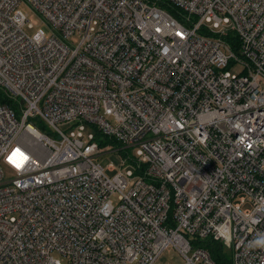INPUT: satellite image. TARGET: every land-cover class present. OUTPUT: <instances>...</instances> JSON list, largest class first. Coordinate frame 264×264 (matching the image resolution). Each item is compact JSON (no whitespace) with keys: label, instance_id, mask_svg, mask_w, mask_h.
<instances>
[{"label":"built area","instance_id":"obj_1","mask_svg":"<svg viewBox=\"0 0 264 264\" xmlns=\"http://www.w3.org/2000/svg\"><path fill=\"white\" fill-rule=\"evenodd\" d=\"M0 89V264H264V0H0Z\"/></svg>","mask_w":264,"mask_h":264},{"label":"rangeland","instance_id":"obj_2","mask_svg":"<svg viewBox=\"0 0 264 264\" xmlns=\"http://www.w3.org/2000/svg\"><path fill=\"white\" fill-rule=\"evenodd\" d=\"M19 8L27 15L28 21L32 24L33 29L29 31L32 33L37 29H42L47 36H50L52 33V27L46 20L40 16L34 9L30 8L26 4L25 1H21L19 4ZM77 40L76 36H73L71 40ZM241 68L238 66H233L231 68L232 73L238 74ZM14 103V102H13ZM15 104V109H19L18 103ZM16 118L20 119V114L17 112ZM34 126L41 127V124L38 123L36 119H28ZM86 131L85 132H92L94 133V127L90 124L84 123L83 124ZM76 123H61L59 127L65 133H68L71 130H74L76 127ZM104 152L100 157H98V161L102 164V166H106L108 163H113L115 165H119L120 160L124 157H131L135 158V153L133 148H120L118 143L108 142L104 147ZM7 172V170H5ZM108 175H112L113 172H107ZM8 175V173H7ZM114 199V198H113ZM223 254L227 258H231V251L228 249L223 248ZM60 264H68V259L66 257L59 256ZM184 258L172 247L169 246L165 248V250L161 253L160 257L157 259L155 264H184Z\"/></svg>","mask_w":264,"mask_h":264},{"label":"trees","instance_id":"obj_3","mask_svg":"<svg viewBox=\"0 0 264 264\" xmlns=\"http://www.w3.org/2000/svg\"><path fill=\"white\" fill-rule=\"evenodd\" d=\"M168 11L171 12L173 15H175L173 10L168 9ZM226 39H229V40L234 39V41L232 42L236 44V41H237L236 37H234L232 34L226 37ZM0 104H5L15 109V104L1 89H0ZM43 127L44 126H41L40 129H43ZM95 139L98 141V144L100 146H105L108 142L115 143L113 139H110L108 137H103L99 132H95ZM204 247L208 250L211 258L215 261L216 264H231L230 258H227L223 254V248L218 242L207 239L205 241Z\"/></svg>","mask_w":264,"mask_h":264},{"label":"clouds","instance_id":"obj_4","mask_svg":"<svg viewBox=\"0 0 264 264\" xmlns=\"http://www.w3.org/2000/svg\"><path fill=\"white\" fill-rule=\"evenodd\" d=\"M251 243L253 248H264V238H255Z\"/></svg>","mask_w":264,"mask_h":264}]
</instances>
